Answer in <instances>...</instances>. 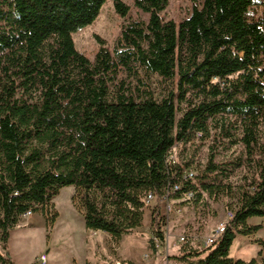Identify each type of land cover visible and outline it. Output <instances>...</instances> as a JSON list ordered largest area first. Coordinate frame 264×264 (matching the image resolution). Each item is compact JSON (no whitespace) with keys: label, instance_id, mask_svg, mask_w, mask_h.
Listing matches in <instances>:
<instances>
[{"label":"trees","instance_id":"obj_1","mask_svg":"<svg viewBox=\"0 0 264 264\" xmlns=\"http://www.w3.org/2000/svg\"><path fill=\"white\" fill-rule=\"evenodd\" d=\"M193 1L174 21L161 15L168 0H134L147 21L123 23L111 46L99 40L91 60L72 35L106 0H0L3 250L20 216L44 209L69 185L84 226L114 240L140 227L143 198L153 192L150 223L162 242L160 194L177 185L176 198L231 197L232 217L212 243L184 245L167 259L264 264V239L256 240L258 259L229 255L238 235L259 229L247 220L264 219V0ZM113 6L120 17L128 13L122 0ZM207 138L206 160L189 178L195 149L183 150ZM0 264H11L1 251Z\"/></svg>","mask_w":264,"mask_h":264},{"label":"rangeland","instance_id":"obj_2","mask_svg":"<svg viewBox=\"0 0 264 264\" xmlns=\"http://www.w3.org/2000/svg\"><path fill=\"white\" fill-rule=\"evenodd\" d=\"M128 5L129 10L125 17H120L114 10L113 0H106L95 21L75 32L73 42L78 51L93 59L99 47V40L105 45L111 46L118 36L121 25L128 20L147 21L148 14L134 6V0H122ZM197 1V0H196ZM193 0H168V5L161 15L164 20L179 21L188 16ZM154 87L158 91L161 83L154 78ZM210 138L194 141L183 150V156L193 148L194 161L190 170L195 174L201 170L207 156V147ZM180 147L173 149L176 156ZM239 147H232L224 152V157H231L232 153L239 151ZM238 174L231 181L238 180ZM232 198L220 194L216 200H211L203 194V199L195 201L187 198H178L177 204L182 208L178 214H174L169 223L167 240L158 243L155 251L159 252L160 264H168L167 257L177 253L182 246L189 245L194 248H203V241L211 232L225 222L227 206L232 205ZM155 202L150 206L144 204V213L141 229L134 235L142 239L150 240L153 231L150 223V215ZM47 213V214H46ZM57 214L53 224H46L47 217ZM248 224L259 225L257 232L249 235H238L232 244V256L243 260L258 259L256 240L264 239V219L251 217ZM83 216L78 205V198L73 185L64 186L52 200V203L31 215L20 216L18 223L10 230L7 249L3 250L0 243V251L6 254L11 264H38V257L47 252V264H62L70 251H74L84 233L81 231ZM180 235L188 237L187 243H176ZM47 244V245H46ZM141 244L139 243V246ZM177 246V247H176ZM148 247L149 244H148ZM151 248V247H150ZM152 249V248H151ZM154 250V249H152Z\"/></svg>","mask_w":264,"mask_h":264},{"label":"crops","instance_id":"obj_3","mask_svg":"<svg viewBox=\"0 0 264 264\" xmlns=\"http://www.w3.org/2000/svg\"><path fill=\"white\" fill-rule=\"evenodd\" d=\"M139 229H141V226L133 229L128 234L122 235L119 240H114L108 233L86 228L83 220L81 231L85 236L79 243L77 242L74 251L67 254V258L63 260L62 264H85L87 262L91 264H104L107 262L160 264L159 252L148 247L147 239L134 235V232ZM259 248L260 246L256 245V249ZM229 255L232 256V245Z\"/></svg>","mask_w":264,"mask_h":264},{"label":"built area","instance_id":"obj_4","mask_svg":"<svg viewBox=\"0 0 264 264\" xmlns=\"http://www.w3.org/2000/svg\"><path fill=\"white\" fill-rule=\"evenodd\" d=\"M201 136V133L198 132L196 133V139H199ZM169 158L174 159L175 155L172 151V153H170ZM185 174L189 177L192 178L194 172L190 171V170H186ZM177 189V185H173L170 188H167L163 191V193L160 194V205H159V209L157 212V221L159 223V230L162 232L163 234V239L167 240V231H168V227H169V223H170V219L174 214H178L182 211V208L177 204L178 198L174 197L173 193L175 192V190ZM192 193H188L186 194L185 197L183 198H191ZM155 194L153 192H147L146 195L143 198V202L145 205L150 206L152 204V202H155ZM27 215H31V211H26L23 216H27ZM232 217V212L231 211H227L226 213V220L225 222L221 223L219 226H217L209 236H207L205 238V240L203 241L204 245H208L210 243L213 242V240L224 230V227L227 223V221ZM188 237L185 235H180L176 238V243H180V244H184L188 241ZM161 241L159 240L158 236L153 233V231L151 232L150 235V240H149V246L156 250V248H158V243H160ZM147 257V256H145ZM168 264H177L176 261L174 260H169L167 259ZM47 262V255L46 253H42L41 255H39L38 257V263L39 264H46Z\"/></svg>","mask_w":264,"mask_h":264}]
</instances>
